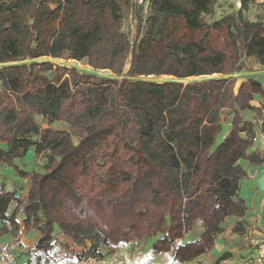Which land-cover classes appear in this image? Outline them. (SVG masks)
Listing matches in <instances>:
<instances>
[{
  "label": "trees",
  "instance_id": "16d2710c",
  "mask_svg": "<svg viewBox=\"0 0 264 264\" xmlns=\"http://www.w3.org/2000/svg\"><path fill=\"white\" fill-rule=\"evenodd\" d=\"M144 1L0 0V238L35 233L18 264H56L68 243L180 264L220 236L244 243L241 184L264 165V87L246 66L264 69V21L246 16L259 3L217 18L220 0ZM33 146L41 164L18 168Z\"/></svg>",
  "mask_w": 264,
  "mask_h": 264
},
{
  "label": "rangeland",
  "instance_id": "374dc122",
  "mask_svg": "<svg viewBox=\"0 0 264 264\" xmlns=\"http://www.w3.org/2000/svg\"><path fill=\"white\" fill-rule=\"evenodd\" d=\"M132 3L138 2L141 3L142 1L139 0H130ZM145 0L144 2H146ZM143 2V3H144ZM232 3H235V6H233ZM258 5L256 7H252V10L246 14V16L250 20H254L256 17H259L264 21V0H257ZM143 12L146 9V4H143ZM216 9V17H220L222 15H226L227 13H230L232 11L239 9V4L235 2V0H220L219 5L215 8ZM125 20H124V31L129 32V36L132 38L135 35V27H134V18H133V12L131 10L127 11L125 14ZM40 61H50L54 65L60 64L65 65L67 67L74 66L78 70H84L89 69L87 65H82L79 62H74L73 60H69L68 62H65L60 59H50V58H41ZM246 66H248L249 72L251 74L258 76L259 80H261L263 86H264V69L260 68L259 66H255L252 61H247ZM128 64L125 69H127ZM101 74L108 75L106 72H101ZM241 75L238 78V81H241ZM148 80H152L155 82H165L168 80H171L170 77H157V79L148 77ZM196 80L195 78H187L185 81H191ZM251 117L250 114L247 115ZM262 120L258 121V124H260ZM262 125V124H261ZM36 139V138H35ZM259 152L263 151L262 146L258 147ZM20 153L22 154L21 157L17 158V166L18 168L29 171L34 168H36L38 165L41 164L40 160V154L37 153L36 147L33 146L28 150L27 153H23V150H20ZM264 168V165L261 166V168ZM258 167L250 166L246 169V178L242 181L241 188H240V197H242L249 209L250 214L246 219L245 222V228H244V235L242 237V241H244L243 244H241L239 247L235 246V240H237L238 235H234V237H225L224 239L220 238L217 240L218 244L213 250V252L210 255H206V257H202L199 260L193 261L190 264H252L254 262V259L256 258L254 255V247L251 245L252 238H258L263 235L264 233V193H258V191L255 189V182L253 177H255V173L258 170ZM260 168V167H259ZM260 168V169H261ZM259 169V170H260ZM12 176V174H11ZM12 183L15 184L19 181L18 177L12 176ZM23 184V183H22ZM21 182L17 183L16 185L22 186ZM24 189V188H23ZM24 192V190H23ZM26 192V190H25ZM12 207L10 208V210ZM9 210V211H10ZM230 229V228H229ZM229 229L227 230L229 232ZM35 237V233L30 232L29 235L25 236L24 233L20 232V229L17 231V242H11L13 244L10 245V238L6 239V242L10 245L12 248L13 255L17 257L24 256V249H32L33 239ZM246 238V239H245ZM67 247H69L68 251L71 252L75 250V252L65 256L64 253L66 252L64 249H61L57 251L53 256V258L58 261L56 264H102L101 262H98L95 259H88V255L82 252V249L74 247L72 244L68 243L66 244ZM228 252L230 258L222 260L220 263H216V259H218L222 253ZM117 259L115 264H124V260L126 258L130 259L132 262H135L136 264H147L148 262H152L155 259L161 260L162 262H171L173 264H180L179 262L173 261V259H170L169 255H163L161 257H155L150 251L144 250L142 248H131L127 247L126 249H123L121 253L115 257ZM111 259V258H108ZM22 261V259H20ZM22 264V263H21Z\"/></svg>",
  "mask_w": 264,
  "mask_h": 264
},
{
  "label": "built area",
  "instance_id": "2783aa9c",
  "mask_svg": "<svg viewBox=\"0 0 264 264\" xmlns=\"http://www.w3.org/2000/svg\"><path fill=\"white\" fill-rule=\"evenodd\" d=\"M255 141L259 142V144L262 145L264 149V133L261 131H257L256 135L253 138ZM4 225L10 228L8 225V221L4 220ZM251 245L254 247L256 252V258L254 259V262L252 264H264V233L262 236L258 238H252ZM117 259L106 258L104 261H102V264H115ZM174 261V260H173ZM0 264H18L15 256L11 252L8 243L1 240L0 238ZM124 264H136L135 262H132L130 259L126 258L124 260ZM147 264H173L171 262H162L161 260H156L152 262H148Z\"/></svg>",
  "mask_w": 264,
  "mask_h": 264
},
{
  "label": "water",
  "instance_id": "95a60500",
  "mask_svg": "<svg viewBox=\"0 0 264 264\" xmlns=\"http://www.w3.org/2000/svg\"><path fill=\"white\" fill-rule=\"evenodd\" d=\"M143 1V0H139ZM237 4H240L241 0H235ZM256 182V187L259 191V193H264V169L261 171V173L258 175V177L255 180Z\"/></svg>",
  "mask_w": 264,
  "mask_h": 264
},
{
  "label": "crops",
  "instance_id": "0c3cea01",
  "mask_svg": "<svg viewBox=\"0 0 264 264\" xmlns=\"http://www.w3.org/2000/svg\"><path fill=\"white\" fill-rule=\"evenodd\" d=\"M263 85V84H262ZM264 87V86H263ZM261 168V167H260ZM259 167L257 168L258 170L256 171V173H255V177H253V179H254V182H255V180H256V178L258 177V175L261 173V171L264 169L263 167L260 169ZM260 169V170H259ZM246 178V177H245ZM248 211H249V213H248V215L250 214V209H248ZM248 215H247V217H248ZM246 239V238H245ZM256 254V252L254 251V255ZM255 257H256V255H255ZM158 259H160V258H158ZM158 259H155V260H153V261H156V260H158ZM171 259V258H170ZM172 260V259H171Z\"/></svg>",
  "mask_w": 264,
  "mask_h": 264
}]
</instances>
